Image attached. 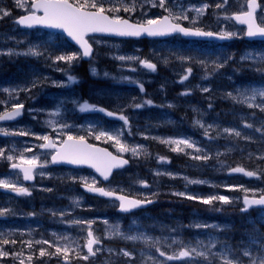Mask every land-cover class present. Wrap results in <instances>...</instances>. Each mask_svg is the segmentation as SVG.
<instances>
[{"label":"rangeland","instance_id":"rangeland-1","mask_svg":"<svg viewBox=\"0 0 264 264\" xmlns=\"http://www.w3.org/2000/svg\"><path fill=\"white\" fill-rule=\"evenodd\" d=\"M12 2L13 4L11 0H0V8L7 9L11 13L0 19L2 23L0 52H7L9 49L16 52H23L28 47L36 46L44 55H0V68L7 71L3 74L2 80L9 79L8 83L7 81H0V90L4 88L29 87L33 79L39 78L43 80L45 77L48 78L44 86L33 89L32 94L26 92L19 93L17 97L18 102L28 104L27 119L24 122L16 125L8 123L0 124V127H4L9 131H20L23 129L36 134L35 136H11L17 137L16 141L19 143L14 148L19 152H23L25 148H32L33 152H26L30 153V157L35 153L40 159L43 158V152L37 150V144H40L41 140L37 139L36 136L48 135L50 133L49 129L52 128L45 121L52 117H49V115L43 116V118H40L41 122L39 125L36 122H32L37 117L36 110L41 108L53 111V108L49 109L40 95L35 93H42L44 95L54 94L71 89L70 87H72L84 95L94 94L97 105L100 103L103 105L106 104L112 109L122 110L123 115L126 113L129 116L128 125L119 121L113 122V120L102 117L101 119L106 123L111 121V123H114V125H110L106 132L113 135L118 131L122 132L120 137L122 142L128 146L142 145L148 155H152V159L156 162L155 173L172 174L171 176L160 175L163 176L160 181L162 188H159V186H157L159 189L147 188L139 183L140 181H144V178L139 174V165L141 161L143 163L150 157L147 155L133 157L131 152L121 153L130 155L134 160V164L131 167L118 171L111 181L105 183L106 187L136 195L147 194L146 197L160 195L164 199L162 202L163 207L170 204V199L174 200L175 205L171 207L172 213H168L167 217L163 220L165 225L159 223V226L156 228L157 231L153 229L149 230L143 222L146 220L148 213L134 212L129 215H123L116 210L118 207L117 201L94 198L82 191L80 188V184L83 183L81 178H86L89 183L95 179L96 184H104L99 176L91 169L74 171L67 170L63 166L54 167L48 163L47 168L42 170L45 172V176L41 177L37 175L36 181L30 184L22 179V175L17 180V177L13 175L15 171L5 164L6 160L0 159V179L17 182L18 186L27 187L31 192V195H17L10 190L0 189V209L11 210L6 215L0 216V251L8 253V255L0 256V264H22V262L23 264H142V260L148 256L162 259L158 257L155 249L149 247L143 241L123 240L118 236L109 237V225L117 224L120 226L121 232L126 235H138L142 233L146 236L159 238L161 241H167L168 243H171L175 239L182 240L186 244H192L193 246H195L197 241H203L207 244L211 240L216 243V248L213 251H222L223 246L227 245L233 250L236 256H239L244 250L251 251L253 255H256L260 244L264 243V222H261L260 219L264 215V212L261 211V208L247 212L249 213L248 221L251 231L242 243L240 242L235 246L228 241L222 240L221 231L222 228L224 230L231 226L233 221L231 217L235 213L234 209H239V201L242 200L243 195L253 194V192L255 194H261V191H264V179H247L244 175L228 174L230 168L237 165H244L236 164V160H245V165H248L257 172L264 173V159H261V157H264V112H261L259 108L248 107L246 104L234 102L226 94L232 92L233 95H236L237 89L264 87V72H261L259 75H254V77L259 78L256 82H252L250 76H245L244 78L230 72L231 65L233 64H237L242 69L246 68V70L249 68H264V64L262 63L240 60V57L246 52L261 54L264 53V48L245 46L244 39L226 43L204 41L202 44H188L182 42L180 39H170L164 42L165 44L162 46H160V43H157L154 47L151 45L149 50H146V55H140V53L137 54V52L128 51L129 44L125 41L95 37L100 42L95 43L97 49L93 58L94 60L90 62L80 59L68 65L62 61L55 62L53 58L56 55L70 54L78 50L69 46L64 37L60 38L57 35L48 34L41 30L28 31L20 29L13 20L26 11L18 8L14 0ZM25 2L26 5L29 4V0H25ZM131 2L132 0H104L105 7H109L112 4L120 7L122 3L129 4ZM153 2L154 0H135L136 10L134 12H125L121 8L115 14L119 16H122L121 13L137 15L142 21L154 19L161 12L166 11L158 6L153 7ZM216 2L218 3V1ZM204 4L209 5V7L202 16L197 18L195 11H191L190 9L200 8ZM166 7L172 8L174 13L187 10L189 20L181 21H186L191 25H193L191 21L196 19V26L219 25L222 28H229L232 32L239 33L242 36L241 32L243 30L234 28L233 26L230 27L226 23L220 24L209 21L208 15L212 7L211 1L192 2L191 0H167ZM234 9L233 6H229L225 11L229 12ZM260 18H264V8ZM118 56H136L140 59H147L157 62L161 68L150 71L140 65L138 61H120L116 59ZM227 56H232L233 59L229 60L225 67L211 75H209L212 71L210 67L205 68L197 62L205 60L211 65L213 60L223 62ZM179 57H192L193 59L192 61H186L179 59ZM111 58H114L116 61ZM165 60L168 62L165 63ZM101 64L104 67L99 66ZM83 65L86 66L87 74L83 70L77 71L78 67H82ZM12 66H16L21 72L26 73V75H21L23 83L12 85L10 82L8 72ZM189 67L192 68V73L188 80L181 83V77H177V74L181 76L185 75L186 69ZM91 68H95L99 75H93ZM104 73H108V76L105 77ZM68 75L76 76L78 82L68 84ZM122 77H129L132 81L144 82L149 87L148 91L142 94L136 87V84L128 80H123ZM226 77L229 78V81L225 79ZM107 78H113V82L108 84L101 82ZM53 81L63 83L67 86L56 87L53 85ZM4 82L6 83L4 84ZM159 84L163 86H175L177 89L175 93L180 98L176 97L177 100H172L167 95L162 96L157 104L163 105L164 103H168V106L169 104H174L173 106L186 110V114L179 115L173 113V111L172 114L160 112L156 104H153L152 109H150L151 111L148 110L149 107L147 105L139 109L128 107L133 102L138 103V101L143 102V100H152L154 102L155 100L152 98V95L157 93L153 90L159 91L156 88ZM76 85H79V87ZM205 87L209 88L210 91L203 92L201 89ZM185 91H190L191 94L187 96L180 95ZM198 95L208 100L207 104L201 105L198 102ZM10 99L6 93L0 91V100L10 101ZM74 99L81 103L85 101V98L82 99L80 96L73 97L71 93H67L57 103L58 105L63 101L61 115L55 117V119L58 121V124H66L69 127L64 129L57 128L55 130L56 136L62 139L63 134L67 133V129L74 127L75 129L72 130V134L79 136L90 135L95 138L94 134H89V126H92L95 132L100 130L104 131V127L101 126L104 122L98 119L91 121L88 117L89 112H80L77 108L76 115V105L72 103ZM260 101L261 98L258 97L255 103H260ZM233 103L237 104L236 110ZM6 108H10V103L5 106H0V112H3ZM177 112L180 113V111ZM257 113H261V115L258 116ZM63 115L66 116L64 117ZM197 119L201 120L205 127L208 125L213 126L209 129L208 136H205L203 128L195 124V120ZM178 120L186 124L182 126L186 133H182L181 130H176V137H172L167 131L170 127L165 124L176 123ZM246 124H251L253 127L247 128L245 127ZM162 127L165 129H162ZM224 128H234L240 131L242 135L241 137L230 136L227 133H223ZM257 129L262 130L257 131ZM153 133L158 136L155 137L158 140L155 141L157 143L150 144L149 140L152 139L151 136ZM217 133H220V135H217ZM187 136L194 140L189 139L191 142H195L196 146H199L203 155L208 154L211 157L206 161L200 160L202 168L193 167V169L185 171L178 167L175 161H173L174 159L170 149L175 147V145L160 142L162 139L167 140L169 138L186 139L188 138ZM245 136L250 137V139H244ZM100 140L113 144L112 146L115 151L119 153L118 147L113 141H109L106 138ZM7 143V145H1L6 150V155L9 154L7 150L13 148L8 141ZM205 144L208 145L206 149ZM152 148H155L159 153L152 154ZM185 150L193 156L198 154L194 149ZM218 152L222 154L219 157L216 155ZM11 154L16 155L15 152ZM159 157H165L166 159L161 161ZM184 160L187 159L184 157ZM160 176L153 177V183L147 182V184L158 182ZM164 176L169 177L173 182L167 180ZM183 177H191L190 180L206 181V183L190 184ZM48 189H51V191H48ZM242 189L251 191L246 193ZM178 192L205 198L212 195H224L230 198L231 203L223 204L217 201L212 205L203 204L208 210L206 213L199 209H193V224H191V229L181 225L180 206H176V204L180 205L181 199L185 197L174 195V193ZM39 198L41 201L36 202ZM76 200H79V206L74 203ZM193 204L201 206L199 202L196 203V200L193 201ZM208 213L215 214L217 218H214V220L208 219L205 215ZM74 221L93 222L90 225V230L93 236L101 241L99 245L93 246L96 255L89 256L88 260H84L83 256L88 255L85 245L88 239L87 232L89 227L84 223H74ZM197 224L217 225L218 227L197 228L195 227ZM178 226H180L178 232H172ZM162 227L164 229L166 227L168 231L165 232L164 230L160 232ZM179 229L186 231H179ZM65 237L67 239H63ZM4 240L15 241V243L10 242L4 244ZM20 240L24 242L19 244ZM45 240L49 241V244L37 243V241L42 242ZM29 241H31V247L28 246ZM66 243L71 248L67 261L63 259V254L51 255V253L55 252V248L51 245L63 247ZM41 249L46 252V255L40 256ZM109 249L112 251L109 252ZM121 250L131 252L133 254L132 257L120 255ZM161 250L172 254L178 250V246L174 245L172 248H168L166 244H162ZM142 253L143 256L141 255ZM29 256L32 257L31 260L28 259ZM240 258L243 264H248L247 258ZM195 261L201 262L202 264V258L200 257H196ZM148 264H151V261ZM168 264H185V262L171 261Z\"/></svg>","mask_w":264,"mask_h":264},{"label":"snow or ice","instance_id":"snow-or-ice-1","mask_svg":"<svg viewBox=\"0 0 264 264\" xmlns=\"http://www.w3.org/2000/svg\"><path fill=\"white\" fill-rule=\"evenodd\" d=\"M17 7L20 9H24L27 14L17 18L15 23L18 25L24 26L26 28H32L34 26H44L51 29L61 30L62 34H66L67 38H70L72 41L79 46L77 52H73L70 54H61L56 55L53 59L55 62H65L68 65H71L73 61H78L80 59L92 58L93 56V44L99 43L100 41L96 40L93 36L92 42H90L89 37L92 34H107L111 36H119V37H140L142 35H147L151 37L155 36H167L171 34H182L186 37H204V38H216L221 40L232 39L234 37H239L240 34L236 32L221 30L219 32L205 31L199 27H195L197 22L196 19H193L191 23L193 27H183L181 23L174 21L181 20H189V16L187 14V10H182L179 13H174L172 8L166 7L167 0H154L152 3L153 7L163 8L168 15L163 17L155 18V19H147L143 23H130L129 20L123 19L119 15H110L109 13H117L123 9L125 12H134L136 10L135 0H132L129 4H121L120 7H117L115 4L110 5L109 7H105L104 0H29V4L26 5L25 0H14ZM228 0H224L222 4H217V8H224L227 4ZM209 5L204 4L200 8L190 9L191 11H195L197 18L202 16ZM258 7L256 0H248L247 8L248 11H242L240 13H233L231 16L225 14V19H234L238 21L241 25H245L246 29L244 35L251 37H264V26L261 23H257L254 12ZM11 13L7 9L0 8V19L3 16H8ZM262 23H264V18H262ZM19 43V41H18ZM0 55H24V56H42L43 52L39 51L36 46L28 47L26 51L16 52L12 49H9L7 52H0ZM116 59L120 61H138L140 65L144 68L155 71L157 65L152 63L147 59H140L136 56H118ZM181 60L192 61V57H179ZM232 56H227L224 58L223 62H219L217 60H213L211 65L208 64L205 60L197 61L205 68L210 67L211 72L209 75L214 74L217 70L225 67L229 60H232ZM241 61H255L264 64V53L254 54L252 52H246L244 55L240 57ZM165 63L168 61L165 60ZM61 70V69H58ZM259 71L264 72V69H259ZM91 73L93 75H99L95 68H91ZM192 73V68L189 67L186 69V74L181 77L180 82L188 80L189 76ZM104 76L107 77L108 73H104ZM207 78V77H205ZM47 77L43 78V80L36 78L31 81L30 87H18L14 89L4 88L0 91L6 93L11 99L10 101L0 100V106H5L10 103V110L7 108L0 112V121H14L16 118L20 117L23 114L24 104L18 102L17 97L19 93L26 92L31 93L33 89L43 87L47 82ZM123 80H128L129 82L136 84L140 92H144V85L138 81H132L129 77H122ZM77 77L73 75L67 76V83L74 84L77 83ZM56 87H66L67 85L53 81L52 82ZM203 92H209L210 89L205 87L201 89ZM190 91L182 92L180 95L187 96L190 95ZM228 98L233 100L234 102H238L241 104H246L248 107H256L259 108L261 112H264V87L259 88H245V89H237L236 95H233L232 92L226 94ZM261 98L260 103H255L257 98ZM72 103L76 105L77 109L80 112H100L104 113L109 117H116L119 120L123 121L125 125L129 124V119L126 115H123V111L121 110L119 113L109 111L103 107H98L97 105L91 104L88 101L78 102L73 100ZM63 101L58 104L54 111H50L48 113L51 119L45 121V123L51 127L54 131L59 129H64L69 127L66 124H58V121L55 117L61 115V106ZM152 106V100H143L142 103H135L128 105V107H132L135 109L142 108L144 106ZM171 107V105H169ZM211 107V105H209ZM194 111H196L194 109ZM195 124L204 129L205 136L209 135V129L213 126L205 125L201 122V120H195ZM245 127L252 128L251 124H246ZM262 129H257V131H261ZM89 134H94L96 140H100L102 138H106L109 141H113L115 145L118 147L119 153H127L131 152L133 157H139L141 155H148L146 149L143 148L142 145L137 146H128L121 140L122 132L118 131L115 135L100 130L95 132L92 126H89ZM223 133H227L230 136L241 137V132L234 128H224ZM0 135L3 136H28L33 135L35 133H31L30 131H26L21 129L20 131H9L4 127H0ZM66 138L60 139L57 136L55 139L50 137L49 135L36 136L37 139L44 141L38 145L41 149H52L54 150L50 154V160L45 159L41 161L40 157L33 153V155L29 158L25 155L26 152H33L32 148H25L23 152L17 151L15 148L8 149L9 154H5L6 150L0 148V159L11 162L10 167L13 170H19L18 172H13V175L19 179L20 174H22V179L25 181L34 180L36 175L41 177L45 176V172L42 169L48 163H68L72 165H90L95 168L97 172L107 180L111 175L113 169L122 168L124 165H127L129 161L124 159L119 153L117 155H113L107 149L97 148L94 145L88 144L85 136H74L71 134L65 133ZM220 135V133H217ZM244 139H250V137L245 136ZM162 143L175 145L172 148V151L178 153H184L185 149H194L196 153H200L202 150L198 148L195 142H191L189 139H172L169 138L167 140L161 141ZM231 151V149H229ZM15 152L16 155L11 153ZM187 154V153H186ZM217 157L222 155L221 153H216ZM211 157L208 154L204 155H194L192 159L195 160H209ZM161 161H164L165 157H159ZM264 159V157H261ZM231 173H243L248 177L257 176V172L255 171H246L243 167H233L230 168ZM156 175H169L171 173H159ZM75 179V178H73ZM190 184H198V183H206V181H198V180H188L187 177H183ZM84 187L87 191L92 193H97L104 197L114 198L119 202V209L123 212H129L133 209L139 208L143 205L152 203V199L143 198V199H135L130 198L127 195L119 194L117 190H106L103 187H97L96 181L93 179L91 183L87 181L86 178H81ZM145 187H148L146 181H140ZM0 189L10 190L12 193L17 195H31L29 188L18 186L17 182L8 180V179H0ZM246 193L251 191L248 189H242ZM51 191V189H48ZM122 191V190H120ZM155 195V194H153ZM174 195L186 197L190 200H198L205 205H212L214 202H222L223 204H230L231 200L228 196L220 195H212L208 197H200L196 195H187L184 192L174 193ZM253 195L255 193L253 192ZM74 203L79 206V200L74 201ZM244 209L242 211H247L252 206H260L261 211L264 212V191H261L259 198L249 199L248 195H245L243 199ZM10 209H0V216H4L9 213ZM55 215V214H54ZM63 215V213H61ZM261 222H264V215L261 216ZM74 223H84L88 225L89 230L87 232V243L86 248L88 255H84L83 259L88 260L89 256H95L96 251L93 250L94 245H99L101 241L93 236L92 231L90 230V225L93 222H82V221H74ZM107 223V221H105ZM197 228H208V227H218L217 225H195ZM108 236H118L123 240L128 241H143L145 244L149 245V247L155 249L158 253V258H154L153 256H148L146 259L142 260V264H148L151 261V264H168L171 261H184L185 264H201V262H196L195 258H202V264H243V261L240 257L247 258L248 264H264V243H261L259 249L257 250V254L253 255L251 251L244 250L239 256H236L233 253V250L229 248L227 245L223 246L222 251H213L216 248V243L213 241H209L205 244L203 241H197L195 246L192 244H186L182 240L173 239L171 243L167 241H161L159 238H153L150 236H146L145 234L138 235H126L121 232L120 226L117 225H109ZM63 239H67L66 237ZM15 243V241L4 240L3 243ZM37 243L49 244V241H37ZM166 244L168 248H172L174 245L178 246V250L174 251L172 254H168L165 251L161 250V245ZM28 246L31 247V241L28 242ZM55 248V252L51 253V255L63 254V259L67 261L69 259L68 253L71 251L69 244H65L63 247L57 245H51ZM99 251V249H97ZM112 250L109 249V252ZM40 256L46 255V252L41 249ZM8 255V253L0 251V256ZM79 255V254H77ZM120 255L124 257H132V253L126 250H121ZM143 256V253L141 254ZM29 260L32 259L31 256L28 257ZM23 264V262H22Z\"/></svg>","mask_w":264,"mask_h":264},{"label":"bare ground","instance_id":"bare-ground-1","mask_svg":"<svg viewBox=\"0 0 264 264\" xmlns=\"http://www.w3.org/2000/svg\"><path fill=\"white\" fill-rule=\"evenodd\" d=\"M5 1V0H4ZM7 1V0H6ZM11 3L13 4V2H12V0H11ZM14 25V24H13ZM233 39H231V40H221V39H216V38H210L209 40H206V41H209V42H211V41H215V42H219V43H226V42H229V41H232ZM88 61V60H87ZM234 66V67H233ZM259 69H264V68H258V69H256V68H249L248 70H246V68L245 69H242L241 67H239L237 64H233V65H231V68H230V72L233 74H237V76H239V77H244L245 78V76H250V78H251V81L252 82H256V80H258L259 78H256V77H254V75H259L260 73H261V71H259ZM263 73V72H262ZM21 75H26V73L25 72H21V70L18 68V67H16V66H12V67H10V69H9V72H8V77L10 78V82L12 83V85H18V84H21V83H23V81L21 80ZM218 77V76H217ZM112 79L113 78H107V79H104L103 81H101L102 83H104V84H108V83H112L113 81H112ZM227 81H229V78H225ZM142 83V82H141ZM233 83H234V81H233ZM31 86V85H30ZM29 86V87H30ZM95 86V85H94ZM145 86H146V84H145ZM146 89H144V91H145ZM169 98H172V100H177V98L176 97H178V98H180L179 96H177L176 94L175 95H167ZM198 102L201 104V105H205V104H207V102H208V100H206L204 97H202L201 95H198ZM234 104V107H235V110L237 109V104L236 103H233ZM163 105H167L168 106V104L167 103H164ZM171 105H174V104H171ZM172 108V107H171ZM8 110H10V108L8 109ZM238 111V110H237ZM167 113H171L172 114V110L171 111H168ZM257 115L258 116H260L261 115V113H257ZM166 126H168V127H173L174 125H175V123H172V124H165ZM157 126V125H156ZM174 128V127H173ZM162 129H165L164 127H162ZM180 130H181V132L182 133H186V131L183 129V128H180ZM157 135L156 134H152V136H151V138L152 139H150L149 141H150V144H153L155 141H157L158 140V138H155ZM160 136H162L161 134H160ZM158 137V136H157ZM163 138L165 139V137L163 136ZM160 141V140H159ZM158 141V142H159ZM162 141H163V139H162ZM236 141H237V143H238V140L236 139ZM88 142H90V141H88ZM161 142V141H160ZM91 143V142H90ZM155 143H157V142H155ZM162 143V142H161ZM161 143H160V145H161ZM152 146V145H151ZM164 146H165V144H164ZM157 147V146H156ZM197 147L199 148V146L197 145ZM208 147V145L207 144H205V149ZM109 148V147H108ZM110 149V148H109ZM155 149V148H154ZM156 149H159V148H156ZM162 149H163V147H162ZM171 149V148H170ZM205 149H204V151H205ZM111 150V149H110ZM162 151V150H161ZM165 151V150H164ZM168 151V150H167ZM111 153H113L114 155H117L118 154V152H114V151H112L111 150ZM187 153V154H186ZM120 155H124V154H121V153H119ZM171 154V153H170ZM199 155H203V153L202 152H200V153H198ZM172 156H173V161H175V163H176V165L178 166V167H180V168H182L183 170H185V171H189V170H191V169H193V167H199V168H202V166H201V164H200V160H195V159H192V154L191 153H189L187 150H185V152L184 153H175V152H172V154H171ZM125 156H126V154H125ZM184 157H185V159H187V160H184ZM156 158V157H155ZM128 161H129V163L127 164V165H124L122 168H118V169H113V171H112V173H111V175L109 176V178L107 179V180H104V178L100 175V173L99 172H96V171H94V173H96L98 176H99V178L102 180V181H104L105 183H107V182H109V180H111L112 179V177L113 176H115V174L118 172V171H120V170H123V169H125V168H127V167H131L132 166V164H133V158L130 156L128 159H127ZM253 161V160H252ZM49 164H51V166H54V167H61V166H63V162H61V163H49ZM140 169H139V174L144 178V181H146V182H150V183H153V177H156V176H160V175H156V173H155V170H156V162H155V160H153L151 157L149 158V159H147L145 162H143L142 163V161L140 162ZM242 167L243 165H237V166H234V167ZM233 168V167H232ZM203 169H205V167H203ZM92 170V169H91ZM116 172V173H115ZM115 173V174H114ZM233 175H244L243 173H235V174H233ZM245 176V175H244ZM37 177V176H36ZM36 177H35V179L34 180H31V181H26L27 183H30V184H32V183H34L35 181H36ZM165 177V176H164ZM167 180H170L171 182H173V180H171L169 177H165ZM97 187H103V188H105L106 190H113V189H109V188H107L106 187V185H104V186H97ZM81 189H82V191L83 192H85L86 194H88L89 196H94V197H98V198H101V199H108L107 197H104V196H101V195H99V194H97V193H92V192H89V191H87V189L84 187V185L82 184V186H81ZM258 196H260V195H258ZM130 198H132V197H130ZM150 199H152V203H150V204H146V205H143V206H141V207H139V208H136V209H133V210H131V211H129V212H123V211H121L120 209H119V205H118V207L116 208V210H117V212H119V213H121V214H123V215H129V214H132V213H134V212H137V211H139V210H142V209H145V208H148V207H150L151 205H155V203L158 201V198H150ZM109 200V199H108ZM116 201V200H115ZM118 202V201H117ZM119 203V202H118ZM261 208L260 206H252V207H250L248 210H250V209H253V208ZM196 209H199L200 211H201V207H199V208H196ZM247 210V211H248ZM183 218H185L184 220H185V223L186 224H193V222H192V211H190L187 215L185 214V212L183 213ZM179 231H186V230H184V229H179ZM103 241V240H102ZM24 241H22V240H20L19 241V244H22Z\"/></svg>","mask_w":264,"mask_h":264},{"label":"trees","instance_id":"trees-1","mask_svg":"<svg viewBox=\"0 0 264 264\" xmlns=\"http://www.w3.org/2000/svg\"><path fill=\"white\" fill-rule=\"evenodd\" d=\"M81 70H83L84 73L87 74L86 66L83 65L81 67ZM156 88H158V90L169 89L170 92L168 93V95H171V94L175 95L176 94L175 91L177 90L175 86L174 87L173 86H163L162 84L157 85ZM235 162L236 164H244V165L246 164L245 160H236ZM133 164H134V161H133ZM40 201H41L40 198L36 200V202H40ZM163 201L164 199H162V201L148 208V211H147L148 216L146 218V221L153 222V223H162L163 225H165L163 223V220L167 217L168 213L171 214V205L169 204L166 207H163V204H162ZM158 206H159V209H158ZM248 214L249 213L247 212H241L239 210V212L236 214L235 217H231V218H237V219H234L232 221L230 227L223 230L225 235L229 236L228 242L232 243L235 246L239 244L240 242L242 243L247 238V236H249L250 234L251 229L249 228L250 224L248 221ZM221 239L225 240L222 237Z\"/></svg>","mask_w":264,"mask_h":264},{"label":"flooded vegetation","instance_id":"flooded-vegetation-1","mask_svg":"<svg viewBox=\"0 0 264 264\" xmlns=\"http://www.w3.org/2000/svg\"><path fill=\"white\" fill-rule=\"evenodd\" d=\"M235 39H233L232 41H234ZM232 41H229V42H232ZM81 70V67H78V69H77V71L79 72ZM77 87H79V85H76ZM148 86L146 85V90L143 92V93H146L147 91H148ZM24 104V109H23V115L27 118V106H28V104H26V103H23ZM108 120H112V118H108V117H106ZM73 135H75V134H73ZM76 136H79V135H76ZM81 136H85L87 139H89V141L92 143L93 141H94V139H93V136H90V135H81ZM65 139V138H64ZM92 139V140H91ZM96 143L97 144H100V145H103L102 144V142L100 141V140H96ZM104 146V145H103ZM112 151H114V152H116L115 151V149H114V147L113 146H110L109 147ZM116 173V172H115ZM114 173V174H115ZM263 175V177H264V173L262 174ZM113 178V177H112ZM36 179H37V177H36ZM109 181H111V180H109ZM104 182V181H103ZM82 184L83 183H81L80 184V188H81V186H82ZM104 186V185H106L105 184V182H104V184H96V186ZM258 195H260V194H258ZM91 197H94V196H91ZM94 198H98V197H94ZM146 198H158V201L156 202V203H158V202H160V201H162V197L159 195V196H155V197H146ZM193 201L194 200H190V199H187L186 197L185 198H183V199H181V203H180V205H178V204H176V206H180V213H181V220L183 219V213L185 212V214L187 215L190 211H192L193 209H196V208H199V207H201V211L202 212H207L208 210L203 206V203H201L200 201H198V200H196V203L197 202H199V204H201V206H199V205H197V204H193ZM155 203V204H156ZM118 205H119V203H118ZM154 205V204H153ZM170 205H171V207H173L175 204H174V200L173 199H170ZM152 206V205H151ZM150 206V207H151ZM149 208V207H148ZM148 208H145V209H142V210H139V211H137V212H146L147 213V211H148ZM257 209H260V208H253V209H250V210H248V211H243V212H250L251 210H257ZM171 213H172V209H171ZM159 222H161V221H159ZM185 225H189V226H185V227H189V228H191L192 229V225L191 224H186L185 223Z\"/></svg>","mask_w":264,"mask_h":264},{"label":"water","instance_id":"water-1","mask_svg":"<svg viewBox=\"0 0 264 264\" xmlns=\"http://www.w3.org/2000/svg\"><path fill=\"white\" fill-rule=\"evenodd\" d=\"M24 27V26H23Z\"/></svg>","mask_w":264,"mask_h":264}]
</instances>
